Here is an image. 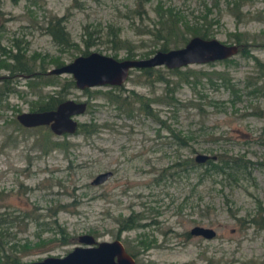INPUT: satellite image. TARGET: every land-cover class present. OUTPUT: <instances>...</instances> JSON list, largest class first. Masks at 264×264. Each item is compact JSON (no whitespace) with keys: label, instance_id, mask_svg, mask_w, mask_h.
<instances>
[{"label":"rangeland","instance_id":"rangeland-1","mask_svg":"<svg viewBox=\"0 0 264 264\" xmlns=\"http://www.w3.org/2000/svg\"><path fill=\"white\" fill-rule=\"evenodd\" d=\"M201 1L213 0L161 3L191 19L203 11ZM215 1L224 8V0ZM155 2H145L147 16L138 17L134 0H0V47L13 51L12 42L18 41L24 56H43L47 70L54 67L49 59L69 61L86 40L94 43L88 51L111 55L110 43L101 35L95 38L110 24L127 41L116 58H124L127 50L140 58L158 47L141 34L154 18ZM241 12L244 17L238 22L222 13L213 37L229 44L234 43L232 35L241 33L247 43L243 53L180 67L194 71L187 80L166 74L177 101L172 106L150 103L151 114L133 110L126 116L99 94L90 96L106 86L86 92L71 88L65 98L86 101L75 120L98 125L88 136H56L46 126L26 128L13 121L17 113L34 110L33 102L69 75H55L54 85L40 83L42 78L31 84L20 73L9 76L13 91L0 98V212L27 215L19 228H10L14 240L30 247L22 252L21 262L62 256L80 245L79 235L88 234L96 241L119 239L127 248H134L141 237L148 247L137 255V264H207L206 259L264 264V227L249 221L264 218V0H244ZM58 17L76 46L59 48L44 32L45 22ZM7 75L0 68V86ZM143 79L131 69L122 92L132 89L165 99V82L145 84ZM63 139L64 150L46 146L47 140ZM195 154L240 157L247 168L235 180L222 175L200 180L202 165L160 172L174 160ZM103 171L110 176L90 184ZM131 212L143 226L118 231V217ZM194 225L212 228L214 236L186 234Z\"/></svg>","mask_w":264,"mask_h":264},{"label":"trees","instance_id":"trees-1","mask_svg":"<svg viewBox=\"0 0 264 264\" xmlns=\"http://www.w3.org/2000/svg\"><path fill=\"white\" fill-rule=\"evenodd\" d=\"M134 1L135 4L133 7V14H136L138 17L142 14L147 16L145 10L143 9V4L145 2H149L150 0ZM201 2L203 5V11L194 15L192 14L191 19H188L187 16H184V14L178 10H172L171 7L163 8L161 0H156L153 8L154 18L151 19L149 26L143 27L141 34L148 35L151 40L157 43L158 47L156 50H167L182 46L191 36H199L202 38L213 37L214 33H216L215 26L218 24L222 13L230 15L235 22L240 21L244 17V13L241 12V6L243 5L244 0H224V8L222 9L217 6L218 2L215 0L207 3H204V1ZM213 12L215 13L213 14ZM43 30L46 34H48L52 43L57 45L59 48L76 46V43L70 40L67 31L64 29L63 19L61 17L48 19V21L45 22ZM119 30V27L107 24L104 29H102V34H98L97 32L95 37L98 38L101 35L104 37L105 42L110 43V48L112 50V54L110 56L114 58H116L115 52L124 47V44L127 42L126 40L121 39L119 36ZM240 34L241 33H236L232 35L234 42L232 44L237 46L236 52L243 53V47L247 43L245 39H240ZM93 44L94 43L92 41L86 40L83 49L79 53H88L89 51L87 48ZM11 46L14 48L13 51H11V47L6 50L0 47V54L4 56V58L0 60V68L8 72L7 77L3 78L4 80L1 81L0 98L5 95L6 92L8 93L9 91H13V87H9L7 79L9 76H13L17 73L24 74L29 77L31 84H35V82L40 78L43 79L40 83H43L44 85H54V83L57 82L55 80V75L46 73V68L43 66V63L45 62L43 56L39 55L38 57H34L36 53L28 57L24 56L23 49L20 48L18 41L12 42ZM151 52L153 53V51L144 52L143 54H140L139 57H147ZM134 55V51L127 50L124 58H133ZM49 62H51L54 67L63 64L62 61L56 59H49ZM34 66H36V68H34ZM134 69L137 71V76L144 77L142 83L150 84L152 80L165 82L163 91V98L165 99L158 97L148 98L143 95H138L134 93L132 89L122 92V84L118 86H106L107 89L105 91L94 89L90 92V96L99 94L104 98L106 103L114 105V108L124 113L126 116H130L133 110L151 114L148 107V104L150 103L164 102L171 106L174 103H177L175 98L172 96L173 83L168 85L169 82L165 77L166 74H174L179 78V80H187V77L194 73L193 70H181L180 67L166 68L164 66H155ZM71 88L75 87L69 76L67 79H64V81L60 83L57 88L51 90L44 99L40 98V102H33L34 105L32 107L34 110H42L53 107L56 103L65 99V95L69 93ZM81 90L86 92L88 91V88H83ZM13 121L15 122L16 120ZM97 128L98 125L93 122H79L73 134L80 133L84 136H88L94 133ZM62 135L65 136L67 134ZM177 140L179 141L178 144H180L181 138L177 137ZM46 144L47 148L55 147L63 150L67 148V142L64 139L61 141L47 140ZM245 162L246 160L243 158L226 156L224 154L215 155L214 158H207L203 162H196L193 157H184L183 159L178 158L170 163L169 166L161 168L160 172L167 171L171 167H176L177 170H181L184 168H192L197 165H202L200 180L205 176L216 175H222L227 179L235 180L237 179L236 174L245 171L247 168V164ZM26 216L27 215H22L21 218H18V216L15 217L8 213L0 212V264H19L21 262L20 257L22 256V252H26V250L30 248L27 246L26 241L20 243L18 240H14L15 232H12L10 229L13 226L19 228L18 226L20 223L24 224L25 222L23 221V218ZM29 218L34 220V222L37 220L35 217ZM139 219L140 218L137 214L133 212L126 216H119L116 221L117 230L127 231L135 227H142L143 224L138 222ZM259 219L260 221L258 223L255 219H250L249 221L253 224L259 225L260 227H264V218L260 217ZM186 234H188V232ZM138 237H140V235ZM146 247H148V243H145L144 239H141L140 237L138 238V241H136L134 248H127L126 246L124 248L135 261L137 255L142 250H145ZM206 263L225 264L224 262H220L218 260L212 261L211 259H206ZM135 264H137L136 261Z\"/></svg>","mask_w":264,"mask_h":264},{"label":"water","instance_id":"water-1","mask_svg":"<svg viewBox=\"0 0 264 264\" xmlns=\"http://www.w3.org/2000/svg\"><path fill=\"white\" fill-rule=\"evenodd\" d=\"M237 51L232 43H223L214 37L191 36L179 47L167 50H155L142 58L118 59L96 51L78 54L69 61L46 70L47 74H67L76 89L121 85L130 69L164 66L182 67L190 64H203L225 59ZM85 101L65 98L54 108L45 110L21 111L15 115L16 122L22 127L47 126L54 135L72 134L77 126L75 117L82 114ZM214 158L206 154H195L196 162ZM110 175V171L97 173L90 184H99ZM189 235L212 238L214 231L210 227L194 225ZM77 242L62 256H46L38 260L19 264H135L134 259L125 250L119 239L96 241L88 234L79 235Z\"/></svg>","mask_w":264,"mask_h":264},{"label":"flooded vegetation","instance_id":"flooded-vegetation-1","mask_svg":"<svg viewBox=\"0 0 264 264\" xmlns=\"http://www.w3.org/2000/svg\"><path fill=\"white\" fill-rule=\"evenodd\" d=\"M25 76V75H24ZM25 77H27V76H25ZM46 96H44V98H45ZM40 98H42V97H40ZM75 101H78V100H75ZM60 102V101H59ZM57 104V103H56ZM55 104V105H56ZM55 106H53V107H50V108H47V109H52V108H54ZM85 107H86V105H85ZM36 110H38V109H36ZM42 110H45V109H42ZM29 111H31V110H29ZM262 113H263V117H264V109H263V111H262ZM77 124H78V122H77ZM39 126H43V125H39ZM34 127H38V126H34ZM47 127V126H46ZM27 128V127H26ZM28 128H30V127H28ZM48 128V127H47ZM56 136H60V135H56ZM110 174H111V172H110ZM110 176V175H109ZM102 183V182H101ZM95 240V239H94ZM124 247V246H123Z\"/></svg>","mask_w":264,"mask_h":264}]
</instances>
